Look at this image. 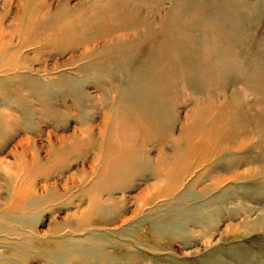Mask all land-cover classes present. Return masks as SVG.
<instances>
[{
	"label": "rangeland",
	"instance_id": "374dc122",
	"mask_svg": "<svg viewBox=\"0 0 264 264\" xmlns=\"http://www.w3.org/2000/svg\"><path fill=\"white\" fill-rule=\"evenodd\" d=\"M0 28V264H264V0H0Z\"/></svg>",
	"mask_w": 264,
	"mask_h": 264
},
{
	"label": "bare ground",
	"instance_id": "6f19581e",
	"mask_svg": "<svg viewBox=\"0 0 264 264\" xmlns=\"http://www.w3.org/2000/svg\"><path fill=\"white\" fill-rule=\"evenodd\" d=\"M34 3V2H33ZM39 4H41V5H43V6H35L36 8L34 9L33 8V10H31V13H32V16H34V15H39V13L41 14L42 12H43V14H47L49 11L47 10V7L44 5V3H39ZM48 15V14H47ZM59 19V18H58ZM44 27H46V25L44 26ZM0 36H2V37H4L5 36V34L3 33V31H1V28H0ZM1 39V38H0ZM5 63V62H4ZM11 65V64H10ZM2 67H4L5 68V66H2ZM9 67V66H8ZM14 66L12 65V67H10V68H13ZM16 67V66H15ZM7 68V67H6ZM75 133H77L78 134V136H76V137H81L82 138V134H81V132H79L78 131V129L76 130V132ZM71 136L70 135H68V136H65L64 135V137L63 138H70ZM74 157V156H73ZM74 159V158H73ZM55 165H57V164H55ZM73 179V178H72ZM71 182H75L74 180H71ZM50 185V184H49ZM64 185H66V187H67V185H68V182L65 180V184ZM27 187H28V189L26 190V192H24V193H22V192H19V196H22V197H20V198H22L23 199V196L24 195H26L27 193H28V191H29V189H32L33 190V180H30V181H28L27 182ZM64 187V186H63ZM65 189V188H64ZM64 192H65V190H64ZM98 194V193H97ZM2 198V197H1ZM1 198H0V200H1ZM97 198V195L96 194H94V197H93V199L95 200ZM93 204V203H92ZM80 205V204H79ZM88 207V206H87ZM139 209H140V207H139ZM83 210V211H82ZM81 211H82V213H84V212H87V208L86 209H81ZM134 214H133V216L134 215H136L137 213L136 212H133ZM127 219H130V218H127ZM126 219V220H127Z\"/></svg>",
	"mask_w": 264,
	"mask_h": 264
},
{
	"label": "crops",
	"instance_id": "0c3cea01",
	"mask_svg": "<svg viewBox=\"0 0 264 264\" xmlns=\"http://www.w3.org/2000/svg\"><path fill=\"white\" fill-rule=\"evenodd\" d=\"M193 161H194V159H193ZM193 164V163H192Z\"/></svg>",
	"mask_w": 264,
	"mask_h": 264
}]
</instances>
